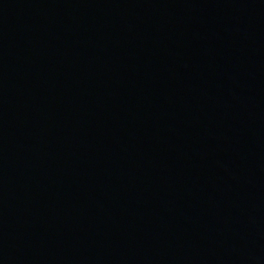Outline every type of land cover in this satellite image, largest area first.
<instances>
[{
    "label": "water",
    "instance_id": "1",
    "mask_svg": "<svg viewBox=\"0 0 264 264\" xmlns=\"http://www.w3.org/2000/svg\"><path fill=\"white\" fill-rule=\"evenodd\" d=\"M0 264H264V0H0Z\"/></svg>",
    "mask_w": 264,
    "mask_h": 264
}]
</instances>
